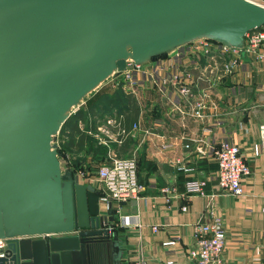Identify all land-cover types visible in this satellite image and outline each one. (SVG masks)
<instances>
[{
  "label": "water",
  "instance_id": "obj_1",
  "mask_svg": "<svg viewBox=\"0 0 264 264\" xmlns=\"http://www.w3.org/2000/svg\"><path fill=\"white\" fill-rule=\"evenodd\" d=\"M263 26L248 0H0V264L126 263L112 204L62 169V125L129 61Z\"/></svg>",
  "mask_w": 264,
  "mask_h": 264
},
{
  "label": "crops",
  "instance_id": "obj_2",
  "mask_svg": "<svg viewBox=\"0 0 264 264\" xmlns=\"http://www.w3.org/2000/svg\"><path fill=\"white\" fill-rule=\"evenodd\" d=\"M214 64L207 56L181 48L135 76L131 92L122 91L130 98L122 113V126L129 136L120 137L121 143L113 141L116 149L108 146V152L137 160L142 187L137 200L112 206L126 252L124 264H195L187 248L194 243L193 226L204 220L210 198L185 197L184 185L203 179L208 181V195L216 193L215 182L209 178L217 170L216 152L223 143L238 145L252 169V175L243 180L244 197L219 196L213 201V210L224 218L227 230L225 264H264V152L259 144V129L264 125V59L243 56L237 70L226 76ZM187 72L194 78L191 98L183 97L170 83ZM118 90L110 86L102 93ZM198 102L205 106L202 118L194 115ZM134 124L139 125L138 131H132ZM102 125L86 134L105 146L98 130ZM67 135L68 131L62 135L63 144ZM57 145L61 151L58 138ZM89 147L87 143L79 152L70 151L82 159L84 169H95L107 159L99 162ZM66 158L73 167L70 156ZM165 188L170 194L162 192ZM186 204L188 211L183 212ZM152 227H158V232ZM176 239L181 244L164 246Z\"/></svg>",
  "mask_w": 264,
  "mask_h": 264
},
{
  "label": "built area",
  "instance_id": "obj_3",
  "mask_svg": "<svg viewBox=\"0 0 264 264\" xmlns=\"http://www.w3.org/2000/svg\"><path fill=\"white\" fill-rule=\"evenodd\" d=\"M248 1L264 8V0ZM184 48H189L191 54L204 55L211 58L213 62L215 61L214 67L218 68L221 76L232 75L242 63L243 56L251 57L254 55L257 60L264 59V26L247 34L246 45L243 50H234L207 40L196 41ZM153 63H156V61ZM148 67H142L129 61L124 72L110 78L116 80L112 85L115 87L120 86L124 92H131L136 85L135 76L147 73L146 68ZM170 83L177 88L183 97L191 98L193 96L194 78L190 73H185L184 77H175L170 80ZM204 108V104L198 102L194 107L195 117L202 118ZM124 120L125 115L122 113L106 117L103 125L98 128L105 136L102 140L103 145L108 147L110 141L121 143L120 137L129 136V132L122 126ZM78 128L81 131L84 130L82 122L78 123ZM138 130L139 125L134 124L132 131ZM259 144L264 152V125L260 126L259 129ZM169 147L170 145L165 146V148ZM187 148L189 149L190 146H187ZM216 164L217 170L209 178L215 182L216 193L208 195L206 190L207 180L191 179L184 185L185 197L198 195L210 198V205L203 216L204 220L193 226L194 243L187 248L188 257L195 264H225L224 253L227 230L224 218L215 214L213 210V201L219 196L244 197L243 180L252 175L249 160L243 155L238 145L223 143L216 152ZM68 169L72 170V168ZM82 176L87 183H90L89 185L98 191L102 214H105L109 204L113 206L114 203L119 205L137 200L142 188L138 178L137 160L134 158H121L116 155L111 156L110 152H108L107 161L99 165L93 173L82 171L74 174L77 182L78 178ZM162 192L170 194V189L165 188ZM182 211H188L187 204L182 207ZM151 229L153 232L159 230L158 227H152ZM180 242L179 239H176L164 243V246H176L181 244ZM2 247H4V242L0 241V248ZM143 262L139 261L137 264H145Z\"/></svg>",
  "mask_w": 264,
  "mask_h": 264
},
{
  "label": "trees",
  "instance_id": "obj_4",
  "mask_svg": "<svg viewBox=\"0 0 264 264\" xmlns=\"http://www.w3.org/2000/svg\"><path fill=\"white\" fill-rule=\"evenodd\" d=\"M92 94L90 95V97L92 96ZM107 97L108 100L105 101L104 99H106ZM103 101H105L106 106L104 105V107L102 108L101 106H99V110H96L94 106L88 107L87 112L86 114H84V116H81L82 113L80 110V106L78 108L79 111L75 113L73 112L64 122L59 132V135H64L65 132L68 131L67 141H65L66 149L79 152L84 148L85 145H87V143H89L90 147L88 148V151L92 152L94 156H99V162L105 161L107 159L109 149L108 147L98 145L93 140L91 141V139H89V136L86 134V131L90 128H93L97 124L103 123L105 117L111 116L115 112L123 113L124 110L128 108L130 98L127 95L123 94L119 89L118 91L110 95H108V93H101L99 102L101 103ZM82 121L86 123V126L85 129L81 131L78 128V123Z\"/></svg>",
  "mask_w": 264,
  "mask_h": 264
},
{
  "label": "rangeland",
  "instance_id": "obj_5",
  "mask_svg": "<svg viewBox=\"0 0 264 264\" xmlns=\"http://www.w3.org/2000/svg\"><path fill=\"white\" fill-rule=\"evenodd\" d=\"M115 82H116V80L109 79L103 85H101V87H99L95 92H93L92 96L81 106V108H80L81 113H82L81 116H84V114H86L88 107L94 106V108H96V110H99V106H101V108L104 107V105L106 106L105 101L108 100V97L106 99H104L105 101H103L101 103L99 102V97L101 96V93H102V91H103L104 88H106L108 90V88H110V86H113ZM117 87L119 89H121L120 86H117ZM122 91L123 90H121V92ZM108 95H110V94H108ZM78 111H79L78 109H75L74 110V113L75 112H78ZM82 125L85 127L86 126V123L84 121H82ZM98 125H102V124L100 123ZM96 128H97V125L94 126L93 128H90V129L96 131ZM100 135L102 137L104 136V134L102 132H100ZM58 139H59V145L62 148L61 149V155H62L61 164H62V169L72 168L73 174H75V172H82V171H86L87 173H93L96 170V168L99 166L98 165L95 169H92V168L86 166V168L84 169L83 168L84 165L82 164L83 163L82 159L79 156H75V155L72 156L71 151L68 150V149H66L65 142H64V144L62 143V141H63L62 135H59L58 136ZM113 143H114L113 141H110L108 143L109 149H111V150H113L112 148H114L113 147ZM66 155L67 156H70V161L73 164V167L70 166V164L68 163V160L66 158ZM82 181L87 182L86 179L83 178V176L78 178V182L79 183L82 182Z\"/></svg>",
  "mask_w": 264,
  "mask_h": 264
}]
</instances>
